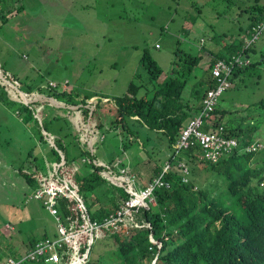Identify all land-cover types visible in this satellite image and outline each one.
Segmentation results:
<instances>
[{"label":"trees","instance_id":"obj_1","mask_svg":"<svg viewBox=\"0 0 264 264\" xmlns=\"http://www.w3.org/2000/svg\"><path fill=\"white\" fill-rule=\"evenodd\" d=\"M9 1L16 0H0L1 24L24 8L20 4L8 7ZM193 9L197 15L201 13L200 6ZM240 13H246L247 23L238 27L235 34L213 35L212 48L206 46L205 38H201L197 54L176 49L171 72L162 80L159 79L162 69L149 50L143 48L139 67L121 95L95 93L80 96L66 87L67 80L63 86L56 82L50 84L51 79L44 86L43 80L38 84L24 83L14 73L6 75L7 71L0 66L5 78L16 84L17 92V97L12 98L7 85L0 79V108L15 105L14 112L19 119L22 118L37 141L47 147L48 159L37 155L35 146L32 147L27 158L16 168L18 173L32 187L31 192L47 177L49 164L59 165L54 172L60 179H64V173L71 174L65 180L75 191L74 197L61 196L56 201L58 214L63 220L71 217L73 224L81 222L77 204L83 203L90 219L101 222L131 195L125 184L113 179V175L119 174V168L125 167L135 175L137 192L146 186L147 181L159 176L164 162L170 160L171 168L163 175L169 185L155 188V204L145 200V204L137 212L132 211L117 229L104 231L102 236L108 235L114 241L116 257L110 258L109 255V264H264V139L253 136L256 128L226 127L216 105L210 119H205L203 128L222 126V135L234 139L236 145L216 162L199 158L201 151L197 146L181 151L177 158L170 157L182 128L199 112L206 93L216 87L212 68L217 61L229 63L236 56L243 61L248 59V63L234 64L227 75L230 85L224 91L230 88L232 79L238 78L239 83H243L253 68L264 64L263 53L254 61L250 58L264 31V0H254L251 5L240 9ZM195 22L196 18L186 24L187 28L196 26ZM197 68L203 70L200 75L196 74ZM188 83L191 85L188 98H185L184 89ZM18 90L26 96L36 92L38 96L54 98L59 104L77 106L78 113L68 108V115L39 118L36 105L43 108L49 106V102L35 100L26 103ZM93 97L95 101L90 108L87 101ZM89 121L94 127L90 129V139H86L79 127ZM43 130L52 136L53 144ZM106 141L112 142L109 149L113 154L106 161L98 160L94 149ZM162 142L164 145L160 146ZM134 146L145 151L150 159L157 152L163 155L162 162L154 160L157 164L153 167V177L147 181L136 174L137 166L131 167L126 158H119ZM251 146L255 148L247 149ZM117 157L120 160L118 166L113 165ZM179 160L185 162L188 173L178 167ZM101 162L105 166L100 165ZM260 162L263 166H258ZM195 163L207 164L208 170L224 181L223 190L197 186L192 180ZM106 166L110 167L111 173ZM64 167L68 169L63 171ZM184 176L186 182L182 180ZM45 237L46 233L40 238H29L28 247L33 248L39 239ZM94 240L89 238L66 245L56 263L41 258L24 264H74L87 250L85 264H103L89 259ZM12 254L16 256L18 253Z\"/></svg>","mask_w":264,"mask_h":264},{"label":"rangeland","instance_id":"obj_2","mask_svg":"<svg viewBox=\"0 0 264 264\" xmlns=\"http://www.w3.org/2000/svg\"><path fill=\"white\" fill-rule=\"evenodd\" d=\"M253 2L254 0L9 1L6 5L8 7L20 4L24 8L10 16L4 24L0 23V66L7 71L6 75L14 73L24 83L38 84L43 80L44 86L51 79L52 84L56 82L63 86L62 83L67 80L66 87L80 96L95 93L121 95L139 67L143 48L149 50L162 69L159 78L162 80L171 72L176 49L197 54L201 38H205L206 46L212 48L213 35L237 33L238 27L247 23V15L239 14L240 9ZM191 4L200 6L201 13L197 15ZM194 18L196 26L187 28L186 24L192 23ZM255 46V51L250 53L253 61L261 53L264 54V31ZM202 71L197 68L196 74L200 75ZM5 84L11 97L16 98V84ZM190 85L191 83L186 85L185 93ZM26 97L31 100L29 103L35 100L49 102V106L43 108L36 105V116L39 118H49L56 114L68 115V108L78 113L77 106L59 104L52 101V97H41L36 92ZM94 101L95 97L90 98L87 106L93 108ZM217 108L222 113V122L226 127H255L253 136L264 139V64L253 68L245 76L243 83H239L238 78L232 79L230 88L219 97ZM15 109V105L0 108V253L4 255L26 251L25 242L28 243L29 238H40L43 233L53 236L56 233L54 217L42 206V200L28 197L33 192L32 187L16 169L34 146L37 155H44L48 159L47 147L37 141L34 132L22 118L19 119ZM93 125L90 121L86 125H80L79 130L86 139H90ZM46 137L50 139V136ZM111 143L106 141L95 147L98 160L106 161L113 154L112 149H109ZM163 145L162 142L160 146ZM112 146L115 147L113 144ZM119 158H126L131 167L137 166L136 174H140L143 180H148L153 177V167L157 162H162L163 155L157 152L150 159L145 151L137 150L134 146ZM157 159V162L154 161ZM118 162L117 157L113 165L117 166ZM53 165L55 163L48 165L47 177L43 179H60L54 173L56 166ZM260 165L263 166V162L258 166ZM193 166L192 180H195L197 186L223 190L224 181L208 170L207 164L195 163ZM65 169L68 167H64L63 171ZM64 176L62 178L68 179L71 174L64 173ZM114 251L112 238L108 235L98 237L91 247L89 259L109 264V255L110 258L116 257Z\"/></svg>","mask_w":264,"mask_h":264},{"label":"built area","instance_id":"obj_3","mask_svg":"<svg viewBox=\"0 0 264 264\" xmlns=\"http://www.w3.org/2000/svg\"><path fill=\"white\" fill-rule=\"evenodd\" d=\"M254 37H256V35ZM245 63H248V59L243 61L239 56H236L229 63L217 61L214 64L212 74L216 78V87L210 89L206 93L201 100L199 112L182 128L179 137L172 146V152L170 153L171 159L177 158L181 151L197 146L201 151L199 158H205L212 162H216L221 155L231 150L236 145L234 139H228L222 135V126H218V128L209 127V129L205 130L203 125L205 119H210L211 112L216 108L219 97L222 95L223 91L229 87L230 82L227 80V75L230 74L234 64L242 65ZM54 84L55 83L52 85ZM258 146L262 145L258 144ZM251 147L252 148L247 149L253 150L255 148L254 146ZM100 165L105 166L102 162ZM53 166L58 167L59 165L55 163ZM106 167L110 170L109 166ZM178 167H181L185 174L188 173V167L184 161L179 160ZM170 168V160H166L160 175L147 181L146 186L143 189L137 190V192L135 191V175L128 172L125 167L119 168V174L117 176L113 175V179L126 185L125 189L131 194L130 197L123 201L115 212L105 217L101 222L91 220L83 203H78L77 210L79 211L81 222L77 225L72 223L71 217H67L63 220L58 214V209L56 207V201L59 197L64 196L68 199L74 197L75 191L71 189L68 181L54 178L44 179L41 186L33 190L29 197L42 200V204L54 217L56 222L55 235L51 237L47 236L39 240L33 248L26 251L25 255H20L18 257L8 256L0 264H24L26 262L38 261L41 258L48 263H56L60 260V252L64 250L66 245L70 246L89 238L92 241V239L101 237L104 231L117 229L119 224L122 223L132 211L137 212L139 208L145 204V200L151 204H155L153 191L155 188L162 186L167 187L169 185V183L163 179V175L167 173ZM111 172L112 170L109 171V173ZM182 180L184 182L187 181L185 176ZM87 251L82 257H77L74 264H85Z\"/></svg>","mask_w":264,"mask_h":264},{"label":"water","instance_id":"obj_4","mask_svg":"<svg viewBox=\"0 0 264 264\" xmlns=\"http://www.w3.org/2000/svg\"><path fill=\"white\" fill-rule=\"evenodd\" d=\"M0 79H1L3 82L7 83V84H12V85H13L12 82H10L8 79L5 78V76H4L3 72H2V70H0ZM18 92H19V94H20V96H21V98H22V100H23L24 102L29 103V102L31 101L28 97H26V95H25L22 91L18 90ZM52 101L57 102L54 98H52ZM56 104H57V103H56ZM42 132H43V134H45L46 136H50V139H49L48 141H49L51 144H53L52 136H51L48 132H46L45 130H43ZM62 158H63V155H62Z\"/></svg>","mask_w":264,"mask_h":264},{"label":"crops","instance_id":"obj_5","mask_svg":"<svg viewBox=\"0 0 264 264\" xmlns=\"http://www.w3.org/2000/svg\"><path fill=\"white\" fill-rule=\"evenodd\" d=\"M188 91H189V90H188ZM188 91L185 93L186 96H188ZM186 96H185V97H186ZM146 181H147V180H146ZM29 195H30V194H29ZM29 195H28V197H29ZM49 237H51V236H49ZM28 240H29V239H28ZM28 240H27V241H28ZM39 240H41V239H39ZM39 240H38V241H39ZM25 243H26V248H27L26 251H27V250H29L30 248H28V243H27V242H25ZM26 251H24V253H25ZM22 253H23V252H22ZM22 253H18L17 255L15 254L16 256H13L12 253H9V254H7V255H4V254H1V253H0V254H1V255H0V256H1V258H0V259H1V260H0V263L3 262L4 259H5L6 257H8V256L18 257V256H20Z\"/></svg>","mask_w":264,"mask_h":264}]
</instances>
